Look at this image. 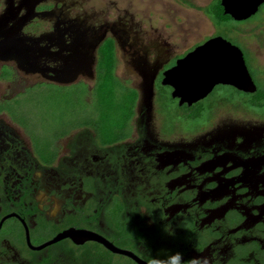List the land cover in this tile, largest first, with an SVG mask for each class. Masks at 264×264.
<instances>
[{
    "label": "flooded vegetation",
    "instance_id": "obj_1",
    "mask_svg": "<svg viewBox=\"0 0 264 264\" xmlns=\"http://www.w3.org/2000/svg\"><path fill=\"white\" fill-rule=\"evenodd\" d=\"M108 2L0 0V104L47 85L91 91L104 70L129 93L106 137L79 123L42 141L26 112L0 107V264H147L175 251L264 264V52L247 44L259 37L181 46ZM216 36L240 48L255 91L186 85L177 62Z\"/></svg>",
    "mask_w": 264,
    "mask_h": 264
},
{
    "label": "rangeland",
    "instance_id": "obj_2",
    "mask_svg": "<svg viewBox=\"0 0 264 264\" xmlns=\"http://www.w3.org/2000/svg\"><path fill=\"white\" fill-rule=\"evenodd\" d=\"M120 1L128 15L138 20L142 33L155 31L162 33L170 42L190 46L214 32L237 43H240L243 35L247 37L246 34L252 32L259 39L247 41V44L264 52V3L249 19H232L222 26H215L203 10L213 0ZM107 71L99 74L98 82L91 91L79 83L47 85L42 89L21 92L11 103L0 104V107L14 111L18 116L26 112L24 116L31 117L29 127L38 135L41 134L42 141H48L54 132L67 125L79 123L94 126L103 137L109 136L124 118L123 111L128 106L129 93L127 88H118L119 83L117 85ZM86 98H89L87 103ZM88 119H92V122Z\"/></svg>",
    "mask_w": 264,
    "mask_h": 264
},
{
    "label": "water",
    "instance_id": "obj_3",
    "mask_svg": "<svg viewBox=\"0 0 264 264\" xmlns=\"http://www.w3.org/2000/svg\"><path fill=\"white\" fill-rule=\"evenodd\" d=\"M262 3L264 0H220L223 13L235 21L251 17ZM0 58L4 56L0 54ZM15 60L21 67L20 63L24 60L17 57ZM174 68L178 72H185L181 75L182 79L185 78L187 70L190 76H187L186 85L189 87L194 85V88L197 87L204 92L217 82L232 83L238 88L251 92L256 90L240 48L222 36L210 38L200 44L180 59Z\"/></svg>",
    "mask_w": 264,
    "mask_h": 264
},
{
    "label": "clouds",
    "instance_id": "obj_4",
    "mask_svg": "<svg viewBox=\"0 0 264 264\" xmlns=\"http://www.w3.org/2000/svg\"><path fill=\"white\" fill-rule=\"evenodd\" d=\"M164 230L169 235H174V232L171 229L170 225L168 227H165ZM147 264H209V260L207 257L197 256L192 257L186 261L182 252L175 251L169 253L166 257L152 256L149 253Z\"/></svg>",
    "mask_w": 264,
    "mask_h": 264
},
{
    "label": "trees",
    "instance_id": "obj_5",
    "mask_svg": "<svg viewBox=\"0 0 264 264\" xmlns=\"http://www.w3.org/2000/svg\"><path fill=\"white\" fill-rule=\"evenodd\" d=\"M203 10L215 26H222L226 22L232 20L229 15L223 13V8L220 5L219 0H214L210 5L204 7Z\"/></svg>",
    "mask_w": 264,
    "mask_h": 264
}]
</instances>
